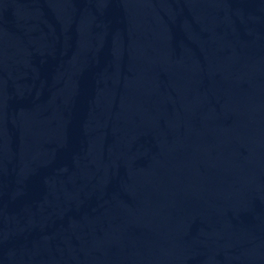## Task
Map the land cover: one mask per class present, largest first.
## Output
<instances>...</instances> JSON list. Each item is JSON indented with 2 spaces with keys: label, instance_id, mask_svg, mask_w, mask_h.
I'll use <instances>...</instances> for the list:
<instances>
[{
  "label": "water",
  "instance_id": "95a60500",
  "mask_svg": "<svg viewBox=\"0 0 264 264\" xmlns=\"http://www.w3.org/2000/svg\"><path fill=\"white\" fill-rule=\"evenodd\" d=\"M0 264H264V0H0Z\"/></svg>",
  "mask_w": 264,
  "mask_h": 264
}]
</instances>
